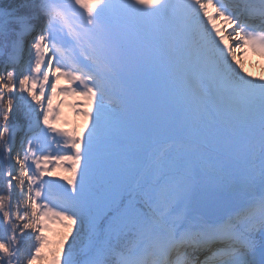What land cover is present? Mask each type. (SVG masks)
<instances>
[{
    "label": "snow or ice",
    "instance_id": "6c2138e0",
    "mask_svg": "<svg viewBox=\"0 0 264 264\" xmlns=\"http://www.w3.org/2000/svg\"><path fill=\"white\" fill-rule=\"evenodd\" d=\"M248 51L264 0H0V264H264Z\"/></svg>",
    "mask_w": 264,
    "mask_h": 264
},
{
    "label": "rangeland",
    "instance_id": "374dc122",
    "mask_svg": "<svg viewBox=\"0 0 264 264\" xmlns=\"http://www.w3.org/2000/svg\"><path fill=\"white\" fill-rule=\"evenodd\" d=\"M239 55V53H238ZM240 59L244 64L245 71L252 73L253 76H259L264 74V60L257 57H249L246 53L240 55ZM72 100L69 98V103ZM63 111V119L67 120L68 123L64 125L65 127L71 128L73 124H78L79 120L73 113L72 109L65 105L62 109Z\"/></svg>",
    "mask_w": 264,
    "mask_h": 264
},
{
    "label": "bare ground",
    "instance_id": "6f19581e",
    "mask_svg": "<svg viewBox=\"0 0 264 264\" xmlns=\"http://www.w3.org/2000/svg\"><path fill=\"white\" fill-rule=\"evenodd\" d=\"M247 55H249V57H251V58H253V57H257V58H261V59H263L264 60V57H261V56H259V55H257V54H254V53H252L251 51H248V52H245Z\"/></svg>",
    "mask_w": 264,
    "mask_h": 264
},
{
    "label": "trees",
    "instance_id": "16d2710c",
    "mask_svg": "<svg viewBox=\"0 0 264 264\" xmlns=\"http://www.w3.org/2000/svg\"><path fill=\"white\" fill-rule=\"evenodd\" d=\"M47 235H49L50 238L52 239H56L55 235L53 233H47Z\"/></svg>",
    "mask_w": 264,
    "mask_h": 264
}]
</instances>
